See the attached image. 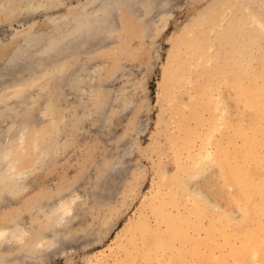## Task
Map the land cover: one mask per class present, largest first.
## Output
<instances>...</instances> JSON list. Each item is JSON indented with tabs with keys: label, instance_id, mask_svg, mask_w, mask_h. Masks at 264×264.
<instances>
[{
	"label": "rangeland",
	"instance_id": "rangeland-1",
	"mask_svg": "<svg viewBox=\"0 0 264 264\" xmlns=\"http://www.w3.org/2000/svg\"><path fill=\"white\" fill-rule=\"evenodd\" d=\"M32 1L0 0V264L264 263V0Z\"/></svg>",
	"mask_w": 264,
	"mask_h": 264
},
{
	"label": "bare ground",
	"instance_id": "bare-ground-1",
	"mask_svg": "<svg viewBox=\"0 0 264 264\" xmlns=\"http://www.w3.org/2000/svg\"><path fill=\"white\" fill-rule=\"evenodd\" d=\"M25 1H27V0H25ZM29 1H30V0H29ZM35 1H36V0H35ZM35 1H34V2H35ZM37 1H38V0H37ZM45 1H46V0H45ZM47 1H48V0H47ZM62 1H63V0H62ZM94 1H95V0H94ZM98 1L100 2V0H97L96 2L98 3ZM31 2H33V1L31 0ZM39 2H40V1H39ZM101 2H103V1L101 0ZM4 3H5V2H4ZM13 3H15V2H13ZM27 3H28V2H27ZM36 3H38V2H36ZM45 3H46V2H45ZM56 3H57V2H56ZM60 3H61V2H60ZM15 4H16V3H15ZM25 4H26V3H25ZM30 4H31V3H30ZM40 4H41V3H40ZM61 4H62V3H61ZM100 4L104 5V3H99V6H100ZM0 5H2V4H0ZM11 5H12V4H11ZM34 5H35V7H37V8H36L37 10H38V9H41V8H39L38 4H34ZM62 5H63V4H62ZM106 5H107V4H106ZM40 6H41V5H40ZM49 6H50V5H49ZM49 6H48V8H49ZM52 6H53V5H52ZM59 6H60V5H59ZM66 6H67V5H66ZM0 7H1V6H0ZM9 7H10V6H9ZM29 7H32V6L29 5ZM35 7H34V8H35ZM97 7H98V6H97ZM7 8H8V7H7ZM7 8L5 7V9H7ZM14 8H15V7H14ZM18 8H19V7H18ZM45 8H46V7H45ZM59 8H60V7H59ZM29 9H30V8H29ZM99 9H100V7H99ZM22 10H25V7H24V9H22ZM22 10H21V14H22ZM31 10H32V9H31ZM13 11H14V10H13ZM47 11H48V10H47ZM27 12H28V10H27ZM45 12H46V11H45ZM12 13H13V12H12ZM21 14H20V16H23V15H21ZM32 14H33V10H32ZM24 15H25V14H24ZM28 15H29V14H28ZM20 16H19V17H20ZM25 16H26V15H25ZM252 20H253V19H252ZM253 22H254V21H253ZM257 23H258V22H257ZM251 24L254 25V23H251ZM253 25H251V26H253ZM69 26H70V25H69ZM253 27H254V26H253ZM68 28H69V27H68ZM51 36H52V35H51ZM192 39H193V38H192ZM194 42H195V40H194ZM194 42H193V43H194ZM194 44H195V43H194ZM189 46H192V45L190 44ZM193 47H194V46H193ZM193 47H192V49H193ZM189 49H191V48H189ZM200 49H201V47L199 48V50H200ZM229 49H230V48H229ZM231 49H234V48L232 47ZM193 50H194V49H193ZM196 50H197V49H196ZM202 50H203V48H202ZM204 50H205V49H204ZM182 51H183V50H182ZM208 51H210V50H208ZM180 52H181V51H180ZM185 52H186V50H185ZM192 52H193V51H192ZM227 52H228V51H227ZM235 53H236V52H235ZM191 54H192V53H191ZM236 54H237V53H236ZM236 54H235V55H236ZM217 56H219V55H217ZM179 57H181V56H179ZM179 57H178V58H179ZM198 57H199V56H198ZM201 57H202V56H201ZM184 58H185V57H184ZM206 58H207V57H206ZM212 58H214V57H212ZM212 58L210 57V60H211ZM174 59H175V58H174ZM188 59H189V58H187L186 60H188ZM202 59H203V58H202ZM204 59H205V58H204ZM204 59H203V60H204ZM235 59H236V58H235ZM175 60H177V59H175ZM175 60H174V61H175ZM183 60H184V59H183ZM219 60H220V59H219ZM195 61H198V60H195ZM201 61H202V60H201ZM213 61H214V60H213ZM235 61H237V59H236ZM178 62H180V61H178ZM191 62H192V61H191ZM198 62H199V61H198ZM209 62H210V61H209ZM233 62H234V61H233ZM239 62H240V61H239ZM199 63H200V62H199ZM199 63H198V64H199ZM216 63H218V62H216ZM174 64H175V63H174ZM178 64H179V63H178ZM185 64H186V62H185ZM192 64H193V63H192ZM200 64H201V63H200ZM225 64H226V63H225ZM238 64H239V63H238ZM172 65H173V64H172ZM227 65H228V63H227ZM192 66H194V64H193ZM219 66H220V65H219ZM194 67H195V66H194ZM225 67H226V66H225ZM172 68H173V66H172ZM176 68H177V67H176ZM215 68H216V67H215ZM217 68H218V67H217ZM227 68H228V67H227ZM227 68H226V69H227ZM174 69H175V68H174ZM191 69H192V68H191ZM194 69H195V68H194ZM194 69H193V70H194ZM197 70H198V69H197ZM217 70H218V69H217ZM221 70H222V69H221ZM221 70H219V73H220V72H221V73L223 72V71H221ZM172 71H173V70H172ZM184 71H185V68H184ZM186 71H187V69H186ZM186 71H185L184 73H187ZM224 71H225V70H224ZM229 71H230V70H229ZM225 72H226V71H225ZM178 73H179V72H178ZM188 73H189V72H188ZM188 73H187V74H188ZM224 74H225V73H224ZM227 74H229V72H227ZM171 75H173V73H171ZM184 75H185V74H184ZM191 75H192V74H191ZM218 75H219V74H218ZM259 75H260V74H259ZM259 75H258V76H259ZM179 76H181V75H179ZM215 76H217V75H215ZM222 76H224V75L222 74ZM181 77H182V76H181ZM190 77H191V76H189V78H190ZM220 77H221V76H220ZM224 77H225V76H224ZM224 77H223V78H224ZM226 77H227V76H226ZM228 77H229V75H228ZM231 77H232V76H231ZM179 78H180V77H179ZM183 78H184V77H183ZM183 78H181V79L183 80ZM213 78H214V77H213ZM218 78H219V77H218ZM223 78H222V79H223ZM222 79H221V80H222ZM257 79H259V77H258ZM257 79H256V80H257ZM182 80H180L179 82H183ZM184 80H185V79H184ZM188 80H189V79H188ZM225 80H226V79H225ZM233 80L235 81V78H233ZM253 80H254V79H252V81H253ZM256 80H254V81H256ZM176 81H177V80H176ZM213 81H215V78L213 79ZM213 81H212V82H213ZM218 81L220 82V78H219V80L217 79L215 82H218ZM223 81H224V80H223ZM258 81H259V80H257L256 82H258ZM262 81H263V80H262ZM177 82H178V81H177ZM186 82H187V81H186ZM212 82H211V83H212ZM224 82H225V81H224ZM229 82H231V81H229ZM236 82H237V81H236ZM250 82H251V81H250ZM250 82H249V84H250ZM175 83H176V82H175ZM175 83H174V84H175ZM184 83H185V82H184ZM184 83H183V84H184ZM220 83H222V82H220ZM237 83H238V84H241L239 81H238ZM251 83H252V82H251ZM259 83H260V82H259ZM169 84H170V83H169ZM213 84H215V83H213ZM213 84H212L211 87H213ZM227 84H228V83H227ZM233 84H235V83H233ZM262 84H263V83H261L260 86H261ZM177 85H178V83H177ZM228 85L231 86V83L228 84ZM246 85L248 86V84H246ZM257 85H258V84H257ZM257 85H256V86H257ZM263 85H264V84H263ZM230 86H229V87H230ZM232 86L235 88L236 84H235V85H232ZM260 86H257V87L254 86L255 88L253 87V89H254V93L256 92L255 94H257V95H258V94H261V92L264 91V89H263L264 86H263V88H261ZM179 87H180V86H179ZM211 87H210V88H211ZM240 87H241V86H240ZM195 88H196V87H195ZM213 88H214V87H213ZM216 88H217V86H216ZM231 89H232V87H231ZM208 90H209V89H208ZM229 90H230V88H229ZM232 90H234V89H232ZM238 90L240 91V89H238ZM238 90H236V91L238 92ZM243 90H244V89H243ZM243 90H242L241 93H243ZM248 90H249V89H248ZM250 90H251V88H250ZM250 90H249V91H246V92H247V93L249 92L250 94H252V91L250 92ZM177 92H178V91H177ZM233 92H234V91H233ZM233 92H232V93H233ZM203 93L205 94V92H203ZM210 93H212V92H210ZM210 93H207V94L210 95ZM234 93H235V92H234ZM175 94H176V93H175ZM201 94H202V93H201ZM201 94H200V95H201ZM207 94H206V95H207ZM217 94H218V93H217ZM224 94H225V93H224ZM239 94H240V93H239ZM243 94H245V93H243ZM255 94H254V95H255ZM262 94H263V93H262ZM196 95H198V94H196ZM254 95L252 94L251 98H253ZM257 95H256V96H257ZM213 96H214V95H213ZM216 96H217V95H216ZM224 96H225V95H224ZM234 96H237V95L235 94V95H233V96H231V97L234 98ZM242 96H243V95H242ZM258 96H259V95H258ZM258 96H257V97H258ZM207 97H208V96H207ZM219 97L221 98L220 95H219ZM222 97H223V96H222ZM225 97H226V96H225ZM225 97H224V98H225ZM228 97H229V96H228ZM194 98H195V97H194ZM214 98H216V97H214ZM237 98H238V96H237ZM263 98H264V97H263ZM263 98H261V95H260V99L258 100L259 103L256 104V107H253V108H256V115H255V118H260V117H262V116L264 115V103L262 104V100H261V99H263ZM211 99H212V97H211ZM238 99H241L240 96H239ZM255 99L257 100L258 98H255ZM193 100H194V99H193ZM193 100H192V101H193ZM213 100H214V99H213ZM216 100H217V99H216ZM218 100H220V99H218ZM223 100H224V99L222 98V101H223ZM241 100H243V99H241ZM241 100H240V101H241ZM197 101H198V100H197ZM210 101H211V100H210ZM222 101L220 100L221 103H223ZM236 101H237V100H236ZM248 101H249V100H248ZM206 102H207V100H206ZM216 102H217V101H216ZM216 102H212V101H211V105H213V103H215V104H218V103H219V102H217V103H216ZM227 102H228V101H227ZM243 102H245V100H243ZM254 102H255V101H254ZM191 103H192V102H191ZM224 103H225V102H224ZM224 103H223V104H224ZM256 103H257V102H256ZM242 104H243V106H246L248 103H247V104L242 103ZM249 104H251V103H249ZM254 104H255V103H254ZM254 104H253V106H254ZM195 105H198V104L196 103ZM199 105H200V103H199ZM206 105H207V103H206ZM232 105H233V104H232ZM248 106H249V105H248ZM196 107H197V106H196ZM214 107H215V105L213 106V109H214ZM216 107H218V106H216ZM223 107H224V105H223L222 107L220 106V108H223ZM226 107H227V106H226ZM250 107H251V105H250ZM250 107H248V108H250ZM233 108H234V107H233ZM246 108H247V107H246ZM208 109H209V108H208ZM223 109H224V108H223ZM228 109H229V108H228ZM244 109H245V107H244ZM214 110H215V109H214ZM220 110H221V112H222V109H220ZM220 110H219V111H220ZM248 110H249V109H248ZM199 111H200V110H199ZM211 111H213V110H211ZM215 111H216V110H215ZM226 111H227V108H226ZM230 111H231V109H230ZM251 111H252V110H251ZM241 112H243V111L241 110ZM249 112H250V111H249ZM193 113H194V112H193ZM193 113H192V114H193ZM222 113H223V112H222ZM225 113H226V112H225ZM225 113H224V114H225ZM227 113H228V112H227ZM246 113H247V112H246ZM194 114H195V113H194ZM194 114H193V115H194ZM196 114H197V112H196ZM214 114H215V113H214ZM216 114H217V113H216ZM224 114H223V115H224ZM229 114H230V113H229ZM229 114H228V115H229ZM240 114H241V113H240ZM249 114H250V113H248V115H249ZM242 115H244V114H242ZM242 115H241V117H242ZM219 116H220V115H219ZM226 116H227V115H226ZM195 117H196V116H195ZM228 117H229V116H228ZM249 117H251V116H249ZM203 118H204V117H203ZM203 118H202V119H203ZM218 118H219V117H218ZM218 118H217V119H218ZM243 118H246V119H247V117H243ZM193 119H194V118H193ZM202 119H201V120H202ZM260 119H261V118H260ZM222 120H223V118H222ZM224 120H225V119H224ZM227 120H228V119H227ZM259 121H260V120H259ZM259 121H258V123H259ZM217 122H219V120H217ZM241 122H242V121H241ZM211 123H212V122H211ZM215 123H216V122H215ZM219 123H220V122H219ZM222 123H223V122H222ZM222 123H220V124H222ZM227 123H228V121H227ZM231 123H232V122H231ZM223 124H224V123H223ZM259 124H260V123H259ZM202 125H203V124H202ZM202 125H200V126H202ZM231 125H232V124H231ZM242 125H243V124H242ZM255 126H256V125H255ZM184 127H185V126H184ZM213 127H214V126H213ZM213 127H212V129H213ZM215 127H217V126H215ZM218 127H219V124H218ZM201 128H202V127H201ZM222 128H223V127H222ZM244 128H245V127H244ZM185 129H186V128H185ZM190 129H191V128H189V130H190ZM216 129H217V131H218L219 128H216ZM220 129H221V128H220ZM220 129H219V130H220ZM223 129H224V128H223ZM223 129H222V130H223ZM239 129H240V128H239ZM185 131H187V130H185ZM227 131H228V130H227ZM189 132H191V131H189ZM196 132H197V131H196ZM210 132H211V130H210ZM218 132H219V131H218ZM235 132H236V131H235ZM204 133H205V132H204ZM230 133H231V132H230ZM193 134H194V133H193ZM210 134H211V136H214V137H215V134H214V135H213V133H210ZM216 134H217V132H216ZM249 134H250V133H249ZM194 135H195V134H194ZM225 135H226V133H225ZM246 136H247V135H246ZM246 136H245V137H246ZM252 136H254V135L252 134ZM188 137H189V135H188ZM191 137H192V136H191ZM195 137H196V136H195ZM240 137H242V136H240ZM260 137H262V135H260ZM184 139H185V138H184ZM184 139H183V140H184ZM242 139H243V138H242ZM256 139H257V138H256ZM188 140H190V139H188ZM207 140H208V138H207ZM207 140H206V138H205V142H206ZM257 140H259V139H257ZM257 140H256V142H257ZM260 140H261L260 142L262 143V140H264V139H260ZM197 141H198V140H197ZM252 141H253V143H254V140H252ZM242 142H243V141H242ZM183 143H185V142L183 141ZM186 143H188V142H186ZM192 143H193V142H192ZM207 143H208V141H207ZM261 143H259V144H261ZM263 143H264V142H263ZM189 144H191V143H189ZM198 144H199V143H198ZM192 145H193V144H192ZM223 145H224V144H223ZM254 145H255V144H254ZM263 145H264V144H261V146H263ZM220 146H221V145H220ZM224 146H226V145H224ZM261 146H260V147H261ZM185 147H186V146H185ZM187 147H190V145H187ZM194 147H195V146H193V148H194ZM182 148L184 149V147H182ZM186 149H187V148H186ZM188 149H189V148H188ZM190 149H191V148H190ZM190 149H189V150H190ZM204 149H205V148H204ZM206 149H207V147H206ZM184 150H185V149H184ZM184 150H183V151H184ZM202 150H203V148H202ZM193 151H194V150H193ZM258 151H259V150H258ZM201 152H202V151H201ZM201 152H200V155H201ZM222 152H224V151H222ZM184 153H185V152H184ZM193 153H194V152H193ZM210 153H211V152H210ZM212 153H213V152H212ZM220 153H221V152H220ZM205 154H206V153H204V157H205ZM213 154H214V153H213ZM246 154H247V153H246ZM257 154H258V153H257ZM196 155H198V154H196ZM202 155H203V153H202ZM207 155H208V154H207ZM220 155H221V154H220ZM255 155H256V154H255ZM213 156H214V155H213ZM223 156H224V155H223ZM227 156H228V155H227ZM185 158H186V157H185ZM256 158H257V157H256ZM205 159H206V158H205ZM213 159H214V158H213ZM221 159H222V157H221ZM257 159L259 160V158H257ZM260 159H261V158H260ZM262 159H264V158H262ZM198 160L200 161V159H198ZM198 160H197V161H198ZM242 160H243V159H242ZM244 160H245V158H244ZM197 161H196V162H197ZM203 161H204V160H203ZM203 161H202L201 163H203ZM208 161H209V160H208ZM259 161H260V160H259ZM259 161H257V162H259ZM210 162H211V161H210ZM213 162H214V161H213ZM226 162H228V161H226ZM242 162H244V161H242ZM248 162H249V160H248ZM257 162H256V163H257ZM223 163H224V162H223ZM246 163H247V162H246ZM259 163H260V162H259ZM244 164H245V163H244ZM244 164H243V167H244ZM248 164H249V163H248ZM192 165H193V164H192ZM230 165H231V164H230ZM245 166H246V165H245ZM262 166H263V164H262ZM192 167H193V166H192ZM235 168H236V167H235ZM235 168H234V167L232 168V166H231V168H229V170H228V173L226 172V175H225L226 178H227V183H228V185H229L230 187L236 188V192L233 193V195L231 194V196H233L234 200H236V202L238 203V206H239L238 208H240L241 210H244V211L246 212V215H249V217H252V215H250V212H251V210H252L253 208H251V207H250L248 204H246V203H248L249 200L252 201V198H254V196L251 195L249 191H248V192H249V195H247L248 192H246L247 189H245V188H248V186H249V184H248V180L246 179V180L243 181V182H240V180H239V179H241V181H242V177L240 178V171L243 172V171H245V170H243V169L240 170V169H239L240 171L237 172V173H238V174H237L236 172H234V169H235ZM241 168H242V167H241ZM263 168H264V167H263ZM189 169H191V168H189ZM183 170H184V169H183ZM187 170H188V169H187ZM187 170H186V171H187ZM232 170H233V171H232ZM236 170H237V169H236ZM237 171H238V170H237ZM179 174H180V173H179ZM184 174H185V173H184ZM181 175H182V174H181ZM236 175H238V176H236ZM241 175H242V174H241ZM259 175H261V174H259ZM255 176H256V175H255ZM174 177H175V176H174ZM235 177H238V178H239L238 180H239L240 183L237 181V179H235ZM244 177H245V176H244ZM175 179H176V178H175ZM254 180H255V179H254ZM263 180H264V179H263ZM175 183H176V182H175ZM263 183H264V182H263ZM176 184H177V183H176ZM173 185H174V184H173ZM251 185H252V184H251ZM255 185H256V184H255ZM229 186H228V188H229ZM253 186H254V185H253ZM257 187H258V186H257ZM259 187H260V186H259ZM262 188H264V186H263ZM248 189H249V188H248ZM227 192H228V191H227ZM256 193H257V192H256ZM256 193H255V194H256ZM252 194H253V193H252ZM257 194H258V193H257ZM263 194H264V193H263ZM169 195H170V193H169ZM182 196H183V195H182ZM231 196H230V198H231ZM255 196H256V195H255ZM170 197H172V196H170ZM257 197H258V196H257ZM263 197H264V196H263ZM168 198H169V197H168ZM184 198H185V197H184ZM246 198H247L248 201L246 200ZM170 199H171V198H170ZM193 199H194V198H193ZM231 199H232V198H231ZM171 200H172V199H171ZM195 200H197V199H195ZM156 201H157V200H156ZM191 201H192V200H191ZM251 201H249V203H250ZM255 201H257V199H256ZM263 201H264V200H263ZM263 201H262V202H263ZM194 202H195V201H194ZM194 202H193V204H194ZM236 202L234 201L233 203H236ZM253 202H254V201H253ZM191 203H192V202H191ZM237 203H236V204H237ZM251 203H252V202H251ZM254 203H255V202H254ZM257 203H258V202H257ZM257 203H255V208H256V209H257L258 205L260 204V203H259V204H257ZM263 203H264V202H263ZM157 204H158V203H157ZM198 204H199V203H198ZM198 204H196V205H198ZM228 204H229V203H228ZM196 205H195V206H196ZM260 205H262V204H260ZM251 206H252V205H251ZM253 206H254V205H253ZM211 207H212V206H211ZM235 207H236V206H235ZM164 208H165V207H164ZM183 208H184V207H183ZM194 208H195V207H194ZM214 208H215V207H214ZM166 209H167V208H166ZM197 209H198V208H197ZM162 210H165V209H162ZM203 210H204V209H203ZM211 210H212V209H211ZM241 210H240V211H241ZM253 210H254V209H253ZM159 211H160V210H159ZM201 211H202V210H201ZM204 211H205V210H204ZM204 211H203V212H204ZM206 211H207V210H206ZM160 212H161V211H160ZM211 212H212V211H209V213H211ZM215 212H217V211H215ZM245 212H244V214H245ZM252 212H253V211H252ZM252 212H251V214H253ZM254 212H255V210H254ZM167 213H168V212H167ZM167 213H166V215H167ZM257 213H258V212H257ZM161 214H163V213L161 212ZM168 214H170V213H168ZM201 214H202V213H200L199 215H201ZM219 214H221V213H219ZM242 214H243V213H242ZM244 214H243V215H244ZM199 215H198V216H199ZM217 215H218V214H217ZM263 215H264V214H263ZM195 216H197V215H195ZM224 216H225V215H224ZM169 217H170V216H169ZM199 217H205V215H204V216H199ZM244 217H246V216H244ZM159 218H161V219L163 218V219H164V217H161V216H160ZM252 218H253V217H252ZM252 218H250L251 221H252ZM163 219H162V220H163ZM167 219H168V218H167ZM167 219H166V220L164 219V220L167 221ZM202 219H203V218H202ZM215 219H216V218H215ZM226 219H228V218H226ZM226 219H225V220H226ZM246 219L249 220L248 217H247ZM254 219H255V221H256V218H254ZM257 219H258V218H257ZM261 219H262V218H261ZM159 220H160V219H159ZM170 220H172L171 223H174V224H175V222H173V221H174V218H170ZM194 220H195V219H193L191 222H194ZM248 220H247V221H248ZM165 221H164V222H165ZM199 221H200V220H199ZM199 221H197L195 224H198ZM226 221H227V220H226ZM243 221H244V220H243ZM164 222H162V223H164ZM186 222H187V221H186ZM189 222H190V221H189ZM189 222H188V223H189ZM210 222H212V221H210ZM245 222H246V221H245ZM248 222H249V221H248ZM169 223H170V222H169ZM250 223H251V222H249V224H250ZM164 224H165V223H164ZM167 224H168V223H167ZM177 224H178V223H177ZM192 224H193V223H192ZM192 224H191V225H192ZM195 224H193V225H195ZM215 224H216V223H215ZM218 224H220V223H218ZM218 224H217V225H218ZM231 224H232V223H231ZM240 224H242V223H240ZM178 225H179V224H178ZM185 225H186V224H185ZM193 225H192V226H193ZM233 225H234V224H233ZM242 225H243V224H242ZM155 226H156V225H155ZM171 226H172V225H171ZM188 226H190V223H189V225H187V227H188ZM243 226H244V225H243ZM165 227H166V226H165ZM169 227H170V226H169ZM174 227H175V225H174ZM183 227H185V226L183 225ZM183 227H182V228H183ZM193 227H195V226H193ZM201 227H202V226H201ZM246 227L249 228V226H247V224H246ZM136 228H137V227H136ZM136 228H135V229H136ZM176 228H179V227H176ZM185 228H186V227H185ZM191 228H192V227H191ZM195 228H196V227H195ZM215 228H216V227H215ZM237 228H238V227H237ZM239 228H240V227H239ZM241 228H243V227H241ZM241 228H240V229H241ZM244 228H245V226H244ZM262 228H264V227H262ZM262 228H261V229H262ZM167 229H168V227H167ZM167 229H166V231H168ZM180 229H181V228H180ZM186 229H187V228H186ZM186 229H185V230H186ZM188 229H190V228H188ZM216 229H217V228H216ZM240 229H238L237 231H239ZM183 230H184V229H183ZM185 230H184V232H185ZM210 230H211V229H210ZM246 230H247V229H246ZM246 230H245V231H246ZM248 230H249V229H248ZM248 230H247V232H248ZM208 231H209V230H208ZM208 231H207V232H208ZM240 231H241V230H240ZM245 231H244V229H243V231H241V232L246 233ZM250 231H251V230H250ZM252 231H253V230H252ZM260 231L262 232V231H264V230H260ZM133 232H134V230H133ZM133 232H132V233H133ZM168 232H169V231H168ZM186 232H187V231H186ZM186 232H185V233H186ZM210 232H211V231H210ZM241 232H240V233H241ZM254 232H255V230H254ZM1 233H2V232H1ZM130 233H131V232H130ZM135 233H136V232H135ZM135 233H134V235H135ZM153 233H154V232H153ZM165 233H167V232H165ZM165 233H164V234H165ZM187 233H188V232H187ZM222 233H223V232H222ZM235 233H236V232H235ZM169 234H170V232H169ZM253 234H254V233H253ZM152 235H153V234H152ZM161 235H162V233H161ZM165 235H166V234H165ZM175 235H176V234H175ZM188 235H189V234H188ZM208 235H210V234H208ZM238 235H239V234H238ZM258 235H259L258 233H257V236H253V235H251V234H245V235H244V236H245V238H244V239H245L244 244L242 245V247H241L239 250H237V249L235 248V251H233V252L236 253L237 251H239V252H240V255L246 256V255H247V252L251 251V249L253 248V249H252V250H253L252 255H253V258H254V263H255V264H264V263H261V262L258 263V259H257L258 256H259V252H260V250H261V249H260V245H261V243L258 245V247H257V245H256V243H255V242H257L256 239H257ZM260 235H261V234H260ZM162 236H163V235H162ZM131 237H132V236H131ZM131 237H130V239H131ZM145 237H146V236H145ZM145 237H143V238H145ZM176 237H177V236H176ZM185 237H187V235L184 236V237H182V238L185 239ZM208 237H209V236H208ZM242 237H243V236H242ZM135 238H136V237H135ZM166 238H168V237L166 236ZM169 238H170V237H169ZM173 238H175V236H174ZM163 239H164V238H163ZM171 239H172V236H171L170 240H171ZM176 239H177V238H176ZM176 239H175V240H176ZM179 239H180V238H179ZM208 239L210 240V238H208ZM131 240H132V239H131ZM146 240H148V239H146ZM153 240L156 241V239H153ZM158 240H159V239H158ZM170 240H169L168 242H170ZM151 241H152V240H151ZM151 241H150V242H151ZM165 241H167V240L165 239ZM181 241H182V239H181ZM148 242H149V241H148ZM175 242H176V241H174L173 246L176 245ZM206 242H207V240H206ZM225 242H226V241H225ZM228 242H229V240H228ZM155 243H156V242H155ZM170 243H171V242H170ZM196 243H198V242H196ZM203 243H204V241H203ZM216 243H217V242H216ZM154 245H155V244H154ZM164 245H166V244H164ZM198 245H199V244H198ZM133 246H134V245H133ZM135 246H136V245H135ZM144 246H145V245H144ZM167 246H168V245H167ZM193 246H194V245H193ZM262 246H264V245L262 244ZM127 247H128V246H127ZM152 247H153V246H152ZM152 247H151V248H152ZM154 247H155V246H154ZM163 247H164V246H163ZM163 247H162V249H163ZM200 247H201V245H200ZM151 248H150V249H151ZM168 248H169V247H168ZM172 248H173V247H172ZM196 248H197V247H196ZM130 249H131V248H130ZM150 249L148 248V250H150ZM197 249H198V248H197ZM199 249H201V248H199ZM262 249H263V248H262ZM151 250H153V249H151ZM168 250H170V249H168ZM192 250H193V249H192ZM226 250H227V249H226ZM233 250H234V249H233ZM132 251H133V250H132ZM173 251H174V250H173ZM177 251H178V250H177ZM197 251H198V250H197ZM147 252H148V251H147ZM171 252H172V251H171ZM190 252H191V251H190ZM152 253L154 254V251H152ZM172 253L175 254L174 252H172ZM178 253H180V252H178ZM178 253H177V254H178ZM200 253H201V252H200ZM145 254H146V252H145ZM168 254H169V253H168ZM183 254H184V253H183ZM130 255H131V254H129V256H130ZM198 255H199V252H198ZM215 255H216V254H215ZM236 255H237V254H236ZM152 256H153V255H152ZM199 256H200V255H199ZM216 256H217V255H216ZM147 257H150V258H151V253H150V256H147ZM201 257H202V256H201ZM201 257H200V258H201ZM204 257H205V256H204ZM223 257H224V256H222V259H223ZM130 258H131V257H130ZM145 258H146V257H145ZM214 258H215V256H214ZM220 258H221V257H220ZM263 258H264V257H263ZM132 259H133V258H132ZM177 259H178V258H177ZM177 259H175L174 262H175ZM181 259H182V258H181ZM184 259L187 260V257L184 258ZM215 259H216V258H215ZM222 259H221V260H222ZM259 259H260V258H259ZM186 260H184V262H185ZM204 260H205V259H204ZM209 260H210V258H209ZM134 261H135V259H134ZM147 261H150V260L148 259ZM161 261H162V260H161ZM181 261H182V260H181ZM201 261H202V259H201ZM227 261H228V260H227ZM251 261H252V260H251ZM251 261H250V263H251ZM261 261H262V260H261ZM135 262H136V261H135ZM139 262H140V261H139ZM176 262H177V261H176ZM176 262H175V263H176ZM202 262H203V261H202ZM202 262H201V263H202ZM237 262H238V261H237ZM137 263H138V262H137ZM140 263H141V262H140ZM230 263H231V262H230ZM238 263L241 264V263H243V261L239 259V262H238ZM150 264H151V261H150ZM162 264H163V263H162ZM172 264H173V263H172ZM235 264H236V263H235ZM243 264H244V263H243Z\"/></svg>",
	"mask_w": 264,
	"mask_h": 264
}]
</instances>
